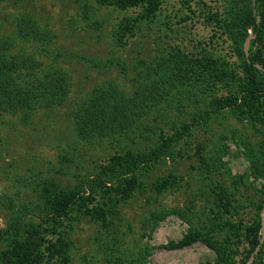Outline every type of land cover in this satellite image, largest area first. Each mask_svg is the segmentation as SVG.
I'll return each mask as SVG.
<instances>
[{
    "label": "rangeland",
    "instance_id": "rangeland-1",
    "mask_svg": "<svg viewBox=\"0 0 264 264\" xmlns=\"http://www.w3.org/2000/svg\"><path fill=\"white\" fill-rule=\"evenodd\" d=\"M226 5L0 0L3 58L37 71L19 85L57 70L67 87L63 102L0 109V233L22 219L0 264H264V106L254 122L226 106L247 84ZM99 88L147 98L125 138L74 132L72 109ZM74 189L88 200L54 220L49 202Z\"/></svg>",
    "mask_w": 264,
    "mask_h": 264
},
{
    "label": "trees",
    "instance_id": "trees-1",
    "mask_svg": "<svg viewBox=\"0 0 264 264\" xmlns=\"http://www.w3.org/2000/svg\"><path fill=\"white\" fill-rule=\"evenodd\" d=\"M96 1L102 5H114L131 4L139 0ZM226 3L229 20L225 21V33L229 37L232 53L242 61L247 77L246 89L237 98L235 97L232 100L233 102H227L226 106L254 122L255 115L261 112L264 106V0H254V6L247 8L241 6V0H226ZM237 9H239V12H237ZM215 24L219 28L222 25L218 19H215ZM248 32H251L253 39L249 43V54L245 57L243 44ZM2 48L3 45L0 43V109L9 111L21 107L26 112H31L36 108V105L64 101V92L67 87L65 86L66 79L62 73L57 70H49L42 76L37 86L25 90L19 85L18 77L16 81L17 74L15 72L23 71L25 83L29 84L28 80L35 78L37 71L34 72V67L31 64L29 67V65H24L23 62L6 61L3 58ZM45 55L51 56L54 61L63 57L61 52L55 51H50ZM19 77L22 76L19 75ZM146 101L147 98L142 97L139 92H136L134 98L130 99L115 89L99 88L92 96L78 103L72 109L71 119L74 132L80 140H92L106 135L113 137L121 135L125 138L128 130L132 127V116L138 114L139 109L143 110V104ZM96 184L98 186L99 183ZM75 191L74 189L67 194L62 192L56 194L49 202V210L46 213L49 212L54 216V220L59 221L65 217L70 206L81 205L88 200L85 192ZM263 203L264 197L252 205L257 211H260ZM9 207L12 208L11 203ZM9 228L8 231L0 233V243L3 241L9 243L16 241L22 228L21 217H15V222H12L11 219ZM255 229L258 231L259 225ZM197 239L198 236L189 235L177 244L170 243L163 247L168 250L181 249ZM257 245L258 240L255 238L249 251L250 255Z\"/></svg>",
    "mask_w": 264,
    "mask_h": 264
}]
</instances>
